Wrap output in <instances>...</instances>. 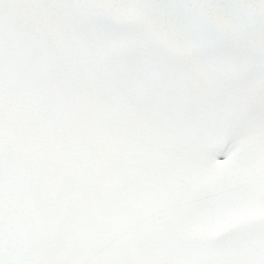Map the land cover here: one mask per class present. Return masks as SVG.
Returning <instances> with one entry per match:
<instances>
[{
    "label": "snow or ice",
    "instance_id": "6c2138e0",
    "mask_svg": "<svg viewBox=\"0 0 264 264\" xmlns=\"http://www.w3.org/2000/svg\"><path fill=\"white\" fill-rule=\"evenodd\" d=\"M0 264H264V0H0Z\"/></svg>",
    "mask_w": 264,
    "mask_h": 264
}]
</instances>
